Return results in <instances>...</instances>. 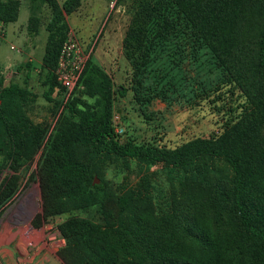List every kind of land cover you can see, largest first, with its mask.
<instances>
[{
    "label": "rangeland",
    "instance_id": "obj_1",
    "mask_svg": "<svg viewBox=\"0 0 264 264\" xmlns=\"http://www.w3.org/2000/svg\"><path fill=\"white\" fill-rule=\"evenodd\" d=\"M19 1L18 21L0 23V75L6 85L18 83L29 90L25 112L46 130L48 139L65 119L77 120L68 111V103L74 99L92 103L94 98L84 85L71 93L60 85L51 90L53 77L43 61L46 27L54 12L44 0ZM65 1L58 0L60 5ZM67 20V40L82 44L86 56L127 90L125 97L117 95L114 104V126L123 130L122 142L175 149L197 138L217 137L254 111L247 90L257 77V44L264 28L262 11L255 6L245 10L238 52L230 68L223 67L170 0H80ZM11 151L12 146L0 139V193L10 180L15 179L17 186L0 206V233H18V241L26 238V251L20 249L24 255L18 264H66L61 258L66 247L57 242L60 226L71 217L92 218L105 225L106 216L92 208L47 219L39 173L42 150L34 159L23 155L18 162ZM208 165L215 183L233 175L223 160L208 161ZM94 170L95 178L106 182L111 198L130 196L152 202L161 218L172 213L182 224L195 212L196 201L188 199L184 176L159 165L101 157ZM109 208V217H119L113 203ZM210 218L216 232L237 227L231 207L216 217L211 213ZM53 237L55 242L50 240ZM40 248L42 254L37 255ZM0 260L6 264L8 258Z\"/></svg>",
    "mask_w": 264,
    "mask_h": 264
},
{
    "label": "trees",
    "instance_id": "obj_2",
    "mask_svg": "<svg viewBox=\"0 0 264 264\" xmlns=\"http://www.w3.org/2000/svg\"><path fill=\"white\" fill-rule=\"evenodd\" d=\"M44 1L54 12L46 27L43 61L53 77V90L60 85L54 73L70 31L67 17L80 0H66L63 5L58 0ZM170 1L225 68L237 55L246 8L255 6L264 18V0ZM20 7L19 0H0V23L17 22ZM257 48V77L247 90L254 111L217 137L197 138L175 149L121 141L114 126V104L117 95L125 97L127 90L91 59L75 90L84 85L94 102L68 103L77 120L65 119L48 139L46 130L25 112L29 90L18 83L6 85L0 75V139L12 146L16 162L23 155L32 160L42 150L39 173L45 217L92 208L106 216L105 225L92 218L71 217L60 226L66 240L61 258L66 264H264V28ZM101 157L138 160L184 176L188 199L197 205L187 224L172 213L162 219L152 202L130 196L111 198L104 180L95 184L94 169ZM215 160L230 166L229 180L215 183L210 178L208 161ZM14 180L4 185L0 206L14 195ZM110 203L119 217H109ZM226 207L234 210L237 227L216 232L210 215H222Z\"/></svg>",
    "mask_w": 264,
    "mask_h": 264
},
{
    "label": "built area",
    "instance_id": "obj_3",
    "mask_svg": "<svg viewBox=\"0 0 264 264\" xmlns=\"http://www.w3.org/2000/svg\"><path fill=\"white\" fill-rule=\"evenodd\" d=\"M87 50L82 44L73 40H67L62 48L58 65L55 71L59 84L71 93L78 86L81 75L88 61ZM122 129L116 130L118 136L122 134ZM51 241H56L53 237ZM58 245H66V240L60 235Z\"/></svg>",
    "mask_w": 264,
    "mask_h": 264
},
{
    "label": "crops",
    "instance_id": "obj_4",
    "mask_svg": "<svg viewBox=\"0 0 264 264\" xmlns=\"http://www.w3.org/2000/svg\"><path fill=\"white\" fill-rule=\"evenodd\" d=\"M20 237L23 238L22 235ZM20 239L18 241V233H0V257L8 258L6 264H18V262L20 261V255H24L22 252L20 253V249L26 251V248H24L25 246L23 244L26 238L24 237L23 241H21ZM11 246H13L14 248H12ZM38 254H42V248L37 251V255ZM0 264H2L1 260Z\"/></svg>",
    "mask_w": 264,
    "mask_h": 264
},
{
    "label": "water",
    "instance_id": "obj_5",
    "mask_svg": "<svg viewBox=\"0 0 264 264\" xmlns=\"http://www.w3.org/2000/svg\"><path fill=\"white\" fill-rule=\"evenodd\" d=\"M100 182L95 178V184H99Z\"/></svg>",
    "mask_w": 264,
    "mask_h": 264
}]
</instances>
